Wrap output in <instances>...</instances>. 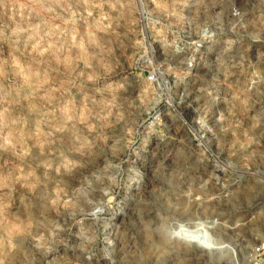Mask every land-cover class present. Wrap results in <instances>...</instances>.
I'll return each mask as SVG.
<instances>
[{
	"label": "rangeland",
	"instance_id": "rangeland-1",
	"mask_svg": "<svg viewBox=\"0 0 264 264\" xmlns=\"http://www.w3.org/2000/svg\"><path fill=\"white\" fill-rule=\"evenodd\" d=\"M160 237L264 264V0H0V264Z\"/></svg>",
	"mask_w": 264,
	"mask_h": 264
},
{
	"label": "bare ground",
	"instance_id": "bare-ground-1",
	"mask_svg": "<svg viewBox=\"0 0 264 264\" xmlns=\"http://www.w3.org/2000/svg\"><path fill=\"white\" fill-rule=\"evenodd\" d=\"M186 233V232H185ZM187 234V233H186ZM167 235H168V233H167ZM190 235V234H189ZM165 236V235H164ZM188 236V235H187ZM191 236V235H190ZM195 236V235H194ZM195 238V237H194ZM158 239V238H157ZM165 239V238H164ZM164 239H162V237H160L157 241H152V242H150L149 244H147L148 245V247H147V249H146V252H145V254H143V255H150V253L152 254V251H157L156 252V259L158 260V262H160V264H163L164 263V261H165V259H164V257H165V254L166 253H168L169 251H172V250H177L178 248H179V241L178 242H176V241H174V242H170L169 240L168 241H164ZM166 239H167V237H166ZM170 239V238H169ZM171 240V239H170ZM183 246V245H182ZM185 247V246H184ZM183 248V247H182ZM187 249L189 248V247H186ZM183 250V249H182ZM185 256V255H184ZM145 257V256H144ZM182 257V256H181ZM140 258V257H139ZM138 258V259H139ZM180 258V257H179ZM141 260H142V257L139 259V260H137L138 262L137 263H141ZM156 260V261H157ZM175 260H177V259H175ZM180 260V259H179ZM182 260V259H181Z\"/></svg>",
	"mask_w": 264,
	"mask_h": 264
}]
</instances>
